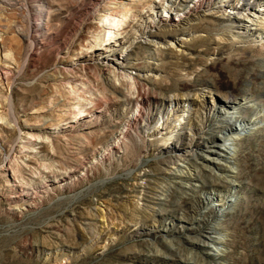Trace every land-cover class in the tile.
<instances>
[{
    "label": "rangeland",
    "instance_id": "obj_1",
    "mask_svg": "<svg viewBox=\"0 0 264 264\" xmlns=\"http://www.w3.org/2000/svg\"><path fill=\"white\" fill-rule=\"evenodd\" d=\"M162 2L0 0V264H264V0ZM230 96L257 129L218 179L199 157L234 131Z\"/></svg>",
    "mask_w": 264,
    "mask_h": 264
},
{
    "label": "bare ground",
    "instance_id": "obj_2",
    "mask_svg": "<svg viewBox=\"0 0 264 264\" xmlns=\"http://www.w3.org/2000/svg\"><path fill=\"white\" fill-rule=\"evenodd\" d=\"M152 2H154L156 4H163L162 0H152ZM226 6H229V5L226 4ZM195 7L199 11L202 6L200 5V3L199 4L195 3L194 8ZM194 8H192V10ZM141 12L143 13L144 11H141ZM151 14H154V13L152 11H150V15ZM238 14L240 16H242L239 18V20L240 21L242 20V22H241V25H239L238 27H243L244 26L243 24L248 23L250 21L252 23L251 25L254 26L252 29H254L255 31H259V26H260L259 23L260 22L257 21V19H252L249 14H246V15H243L241 13H238ZM125 15H130L132 18H134V15H131L130 10H128V11L123 10L122 12H117V16H115V17L121 16L120 18H122ZM101 16L105 17V14L102 13ZM258 18H260V17H258ZM40 19H42V17ZM246 19L249 21H246ZM181 21H182V19H181ZM243 21H244V23H243ZM103 22H104V24L102 25V29H100L103 38L105 37V34L107 33L105 31H107V30L114 32L113 37L118 38L125 33V28H127L129 26V25H123L122 22L119 20L111 19V18H107V17H105ZM107 22H109V23H107ZM38 24L39 25H37V26L39 27L40 23H38ZM244 27H247V26H244ZM149 35L151 36L152 34H149ZM149 42H151V41L149 40ZM108 45H109V43L108 44L104 43V44H102L103 47L95 48L92 50H87L83 54L86 58H92V59L104 58L105 56H103L104 55L103 53L104 52L106 53L110 47ZM98 51H102V52H98ZM117 63L118 62L116 61V64ZM117 65L119 67L124 66V64H122V63H118ZM206 88L207 87H202L201 89H199L198 93L194 97L200 98V97L206 96L205 95L206 94ZM133 99H134V101L137 102V104H142L144 102V98L141 95H137ZM224 103H227L229 105H225V107L223 106V109L226 108V112H225L226 114H225V118L223 120L227 121V123H234V127L233 126L231 127L232 130H234V131H230L232 133H229L228 136L223 137L222 141L213 143V145L210 147L211 149H209L208 152H206L205 154H202L199 157L203 161L209 162L213 165H215V164L218 165L217 164L218 161L224 162L226 165H229L232 162H234V160H237V158L239 156L244 154L242 149H241V144H240L241 141L239 142V139H240L239 137L242 135V133H245V132L251 133V132H253V130L257 129L256 118H254L253 120H250V122L246 121L244 119L245 118L244 114L248 111V108L252 109L254 112L257 109V104L255 103V100H253V98H249L248 96H243L242 99H237V98H235V96H230V97H226ZM83 104H85V103L80 102L77 105L83 106ZM86 110H88L87 107L86 108H78L76 111H74V112H76V113H74L76 115L72 116L73 121L79 123V122H82L85 118H87L89 116V114L86 112ZM137 116H139V114L136 112L135 114L132 115L131 119L136 120ZM70 117H71V115H70ZM227 144L229 146H231V149L227 148V146H226ZM185 161L186 160H184V161L179 160L178 163H174V165H171V169L169 168L170 169L169 173L172 174L174 176V178L177 176H179V177H184V176L187 177L188 176V178H189L195 174V173H191V171L187 168ZM232 164L234 165V163H232ZM227 167H228V169H223L222 167H219V169H222V172L221 171H217L219 173L216 172L218 179H228L227 178L228 175L225 172H229V169H235V167H233L232 165H229ZM210 170H212V168H210ZM197 174H198V172H197ZM182 185H184V184H182ZM207 199L210 201L211 196H208ZM226 201H229V200H227L226 196L223 195V197L221 199H219L218 202H216V204H214V206L221 207L219 210L222 212L225 209V207H223V206H225V204H229ZM223 215L219 216L218 220H220ZM208 236H209V238H212V240H210L208 238L206 241H203L204 246L212 247V248L207 249L208 254L213 256L214 258L220 257V255L222 253L221 249H223L222 242L225 238L223 239V235H221V233H220V231L216 225H214L210 228V232H209Z\"/></svg>",
    "mask_w": 264,
    "mask_h": 264
}]
</instances>
